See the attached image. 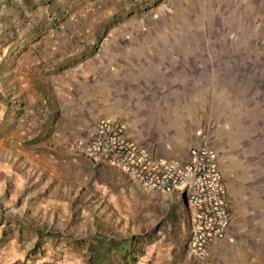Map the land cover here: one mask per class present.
Instances as JSON below:
<instances>
[{
  "label": "rangeland",
  "instance_id": "obj_1",
  "mask_svg": "<svg viewBox=\"0 0 264 264\" xmlns=\"http://www.w3.org/2000/svg\"><path fill=\"white\" fill-rule=\"evenodd\" d=\"M0 1L1 151L26 126L25 92L32 91L34 69L78 64L105 50L114 33L127 31L139 37L145 75L159 74L144 82L145 111L160 107L156 123L147 124L153 127L145 143L189 144L202 129L234 180L252 168L264 176V0ZM59 37L65 45L48 55ZM175 61L183 63L179 81L170 78ZM9 165L2 162L0 169V264H121L107 243L130 239L141 254L129 251L126 256L137 259L126 264H138L151 249L157 264L186 261L188 211L175 195L123 192L114 185L104 198L101 188L81 178L88 174L82 167L80 177L63 182L67 190L58 198L41 201L15 185ZM229 212L231 229L252 214ZM252 234L259 242L250 264H264V237Z\"/></svg>",
  "mask_w": 264,
  "mask_h": 264
},
{
  "label": "crops",
  "instance_id": "obj_2",
  "mask_svg": "<svg viewBox=\"0 0 264 264\" xmlns=\"http://www.w3.org/2000/svg\"><path fill=\"white\" fill-rule=\"evenodd\" d=\"M23 2L28 3L27 0ZM4 7L0 3V24L1 8ZM12 14L9 6V21ZM136 40L139 41V37L127 31L114 33L105 40V50L90 55L78 64L60 66L53 62L49 69L32 71V91L29 92L28 87L25 92L28 109L22 119L26 126L13 133L8 150L3 148L1 151L0 141V169L2 162L11 165L9 173H14L15 185L23 190L28 198L41 201L58 198L59 193L67 190L63 189L62 185L66 181L73 182V176L80 177L82 167L88 169V174L81 178L92 181V184L101 188L104 198L112 194L114 185H118L119 191L123 192L142 191L119 169L102 161L90 160L81 152L80 145L84 144L95 125L101 121L120 124L129 140L144 146L155 156L166 159H186L199 145L202 135H206V132L200 129L195 132L194 140L189 144L164 140L155 148L145 143L144 135H147L148 131L146 129L153 127L147 124L156 123L158 118L155 117L160 115V107L155 108V113L145 111L144 82L149 78H157L159 74L145 75L142 65L144 51L138 47ZM56 41L51 47L52 51H47L48 55H57L65 45L62 43V37L56 38ZM160 51L155 57L161 55ZM184 55L189 56L188 51ZM155 59L154 61H159ZM182 64L181 61L171 64L174 69L169 68V73H172L170 78L179 81L176 78H180V75L176 72ZM184 67L187 68V65ZM24 140H27V146L22 145ZM211 146L224 180L229 210L252 211V214L245 219L246 223L237 224L238 227L236 225L232 229L231 218L228 230L209 249L204 264H250L257 255L259 242L252 240V232L261 233L264 237V176L252 168L247 175L240 176L237 182L227 171L226 161L219 163V151L214 145ZM28 147L31 151L26 149ZM221 150L224 152L225 145ZM38 204L40 207L43 205L41 202ZM262 241L264 243V240ZM127 244L125 242L124 246L127 247ZM261 247L264 248V245ZM153 252L154 249L146 251L138 264H157L155 256H152ZM110 254L115 256L113 250ZM119 261L122 263V260ZM104 262L106 263L105 259L97 260L98 264ZM180 264H187V261ZM257 264H261V261Z\"/></svg>",
  "mask_w": 264,
  "mask_h": 264
},
{
  "label": "built area",
  "instance_id": "obj_3",
  "mask_svg": "<svg viewBox=\"0 0 264 264\" xmlns=\"http://www.w3.org/2000/svg\"><path fill=\"white\" fill-rule=\"evenodd\" d=\"M80 146L87 158L119 169L142 191L175 195L188 211L187 264L205 263L231 222L224 180L205 135L184 160L155 156L129 140L120 124L106 121L97 123Z\"/></svg>",
  "mask_w": 264,
  "mask_h": 264
},
{
  "label": "trees",
  "instance_id": "obj_4",
  "mask_svg": "<svg viewBox=\"0 0 264 264\" xmlns=\"http://www.w3.org/2000/svg\"><path fill=\"white\" fill-rule=\"evenodd\" d=\"M2 233H3V235H6V233H8V231L7 230H3ZM37 234L40 235V236L42 235V233H37ZM125 242L128 243L127 247L124 246ZM39 246H40V242L38 241L37 244L35 245V248H38ZM107 246H108L107 248H108L109 251H111V250L114 251V253H115L114 257H116L118 260H122V262H125V264H126L127 260L135 262L136 259H137V257H132V256L129 259V257L126 256V254H128L129 251L133 250V253L131 252V255H134V254L140 255L141 254V252L138 251V248L135 247L134 241H132L131 239L128 240V241L121 240L119 242H109V243H107ZM96 264H98V263L96 262Z\"/></svg>",
  "mask_w": 264,
  "mask_h": 264
}]
</instances>
